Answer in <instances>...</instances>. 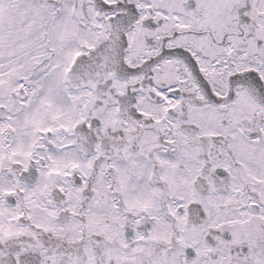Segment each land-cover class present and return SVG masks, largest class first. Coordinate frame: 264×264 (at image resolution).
Instances as JSON below:
<instances>
[{"label": "snow or ice", "instance_id": "1", "mask_svg": "<svg viewBox=\"0 0 264 264\" xmlns=\"http://www.w3.org/2000/svg\"><path fill=\"white\" fill-rule=\"evenodd\" d=\"M0 264H264V0H0Z\"/></svg>", "mask_w": 264, "mask_h": 264}]
</instances>
